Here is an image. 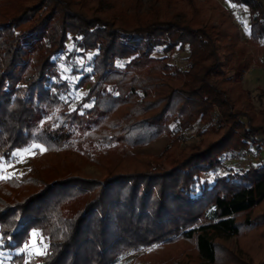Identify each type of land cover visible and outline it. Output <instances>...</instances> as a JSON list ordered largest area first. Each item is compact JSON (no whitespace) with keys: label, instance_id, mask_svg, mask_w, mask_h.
Instances as JSON below:
<instances>
[{"label":"trees","instance_id":"1","mask_svg":"<svg viewBox=\"0 0 264 264\" xmlns=\"http://www.w3.org/2000/svg\"><path fill=\"white\" fill-rule=\"evenodd\" d=\"M229 1L248 8L247 39L218 0H0V164L47 149L0 180L2 252L34 231L46 246L8 264H264V160L225 162L264 141L243 87L264 0ZM61 57L88 88L75 108Z\"/></svg>","mask_w":264,"mask_h":264},{"label":"rangeland","instance_id":"2","mask_svg":"<svg viewBox=\"0 0 264 264\" xmlns=\"http://www.w3.org/2000/svg\"><path fill=\"white\" fill-rule=\"evenodd\" d=\"M151 0H144L146 4V8L149 7ZM223 6L227 8L229 13L234 17L236 22L240 25L243 37L247 39L250 36V23L248 17V8L246 6L238 5L230 2L229 0H218ZM93 56L92 52H89L86 56L77 55L76 61H78L82 66L91 59ZM187 56L188 50H177L175 53L171 55V60L177 66H187ZM60 70L62 72V77L68 79L72 84V89L70 91L71 107L75 108L80 104L82 98L86 95L88 88H76V82H78V78L82 76L81 73L74 72L72 69L74 68L71 62H67L65 57L60 58ZM87 68V67H86ZM243 87L250 94V98L252 99L255 107L262 111L264 110V54H256L253 60V65L251 69L246 73L243 79ZM88 104H84L87 106ZM202 127V124L199 123L196 125L195 129L190 131L188 135V143H197L200 140V135L198 133V129ZM259 148L257 146H252L251 150H241L236 151L234 153H229L225 155V162L230 163L237 170L247 167L249 164H257L259 162H263L264 160V141L259 140ZM168 142V137L164 136L159 140L152 142L146 146H141L136 148L137 151L155 155L158 154L161 149ZM30 148V147H28ZM27 149V148H26ZM35 152V149H33ZM32 155H27L23 162H20V159L17 158L16 161L10 163L14 164L13 167L7 168L8 172H14L15 175L20 176L22 173L26 171L28 165V159ZM77 161L80 166L89 174L98 176L101 174L99 168L92 164H83V160L81 157L76 156ZM5 164V163H4ZM223 172V170H220ZM215 174H211L214 176ZM36 232V231H34ZM38 233V232H36ZM39 234V233H38ZM35 240V249L29 248L26 252L28 255L37 254V251H43L45 249V242L43 241L42 236L39 234L37 237L31 236L30 242L28 243L30 246ZM15 253H21L20 250L15 252H2L0 249V264H8L7 260L12 258Z\"/></svg>","mask_w":264,"mask_h":264},{"label":"snow or ice","instance_id":"3","mask_svg":"<svg viewBox=\"0 0 264 264\" xmlns=\"http://www.w3.org/2000/svg\"><path fill=\"white\" fill-rule=\"evenodd\" d=\"M33 149H40L41 151L47 150L42 145H32V146H30V148L23 149V150H17L15 155L20 159V162H23L24 158L27 155H34L35 154ZM9 167H13V166L11 164H8V163L0 164V180H9V179H12L13 176H15L14 172H8L7 171V168H9ZM38 235L39 234L36 232L32 233V236L34 238L37 237ZM0 242H2V241H0ZM30 247L35 249V240L33 241L31 246L29 244H25L24 247L20 249V251L21 252L28 251ZM37 254L38 255H44L45 253L42 251H37Z\"/></svg>","mask_w":264,"mask_h":264},{"label":"built area","instance_id":"4","mask_svg":"<svg viewBox=\"0 0 264 264\" xmlns=\"http://www.w3.org/2000/svg\"><path fill=\"white\" fill-rule=\"evenodd\" d=\"M12 166H14V164Z\"/></svg>","mask_w":264,"mask_h":264}]
</instances>
